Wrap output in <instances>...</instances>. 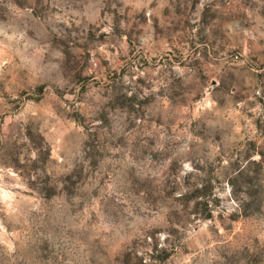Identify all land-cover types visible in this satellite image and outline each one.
I'll list each match as a JSON object with an SVG mask.
<instances>
[{"label": "rangeland", "instance_id": "rangeland-1", "mask_svg": "<svg viewBox=\"0 0 264 264\" xmlns=\"http://www.w3.org/2000/svg\"><path fill=\"white\" fill-rule=\"evenodd\" d=\"M0 264H264V0H0Z\"/></svg>", "mask_w": 264, "mask_h": 264}]
</instances>
